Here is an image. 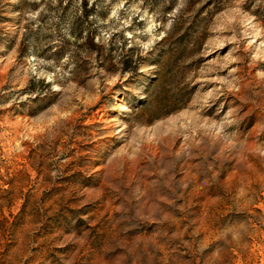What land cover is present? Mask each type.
Instances as JSON below:
<instances>
[{
	"label": "rangeland",
	"instance_id": "rangeland-1",
	"mask_svg": "<svg viewBox=\"0 0 264 264\" xmlns=\"http://www.w3.org/2000/svg\"><path fill=\"white\" fill-rule=\"evenodd\" d=\"M0 264H264V0H0Z\"/></svg>",
	"mask_w": 264,
	"mask_h": 264
}]
</instances>
